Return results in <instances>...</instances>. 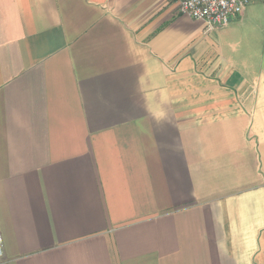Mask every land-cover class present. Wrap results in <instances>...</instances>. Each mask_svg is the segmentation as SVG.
<instances>
[{"label":"crops","instance_id":"0c3cea01","mask_svg":"<svg viewBox=\"0 0 264 264\" xmlns=\"http://www.w3.org/2000/svg\"><path fill=\"white\" fill-rule=\"evenodd\" d=\"M0 264H264V0H0Z\"/></svg>","mask_w":264,"mask_h":264},{"label":"built area","instance_id":"2783aa9c","mask_svg":"<svg viewBox=\"0 0 264 264\" xmlns=\"http://www.w3.org/2000/svg\"><path fill=\"white\" fill-rule=\"evenodd\" d=\"M176 12L192 19L201 20L205 31L226 26L231 19L241 16L250 0H168ZM1 243V239H0Z\"/></svg>","mask_w":264,"mask_h":264}]
</instances>
